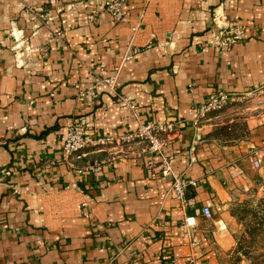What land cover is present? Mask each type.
I'll list each match as a JSON object with an SVG mask.
<instances>
[{
  "label": "crops",
  "instance_id": "obj_1",
  "mask_svg": "<svg viewBox=\"0 0 264 264\" xmlns=\"http://www.w3.org/2000/svg\"><path fill=\"white\" fill-rule=\"evenodd\" d=\"M104 1L0 0V264L244 263L233 206L264 148V97L246 96L264 86V0H127L120 21ZM218 14L245 38L221 44ZM218 89L239 98L192 127ZM160 121L173 174L195 181L184 202L156 155L61 152L73 122L119 137Z\"/></svg>",
  "mask_w": 264,
  "mask_h": 264
},
{
  "label": "built area",
  "instance_id": "obj_2",
  "mask_svg": "<svg viewBox=\"0 0 264 264\" xmlns=\"http://www.w3.org/2000/svg\"><path fill=\"white\" fill-rule=\"evenodd\" d=\"M50 1L53 3V0ZM126 4L127 0H105L104 8L111 14L114 21H120L123 18V12ZM214 25L218 29V33L224 36L223 41L221 42L223 45H230L245 38L244 24L235 22V20H229L225 15L218 14L214 18ZM57 35H61L59 30L57 31ZM104 81L107 87L114 91L115 77L107 78ZM259 93H264V86L247 91L246 96H252ZM116 96L118 103L122 104L126 108H129L131 111H135L136 106L133 102L129 101L128 97L120 95ZM238 98V95L231 94L225 90H215L207 96L204 102L200 103L198 106L190 108L189 113L193 115V118L190 121L191 126L197 127L206 115L213 111L220 110L222 107ZM242 98H244L243 95ZM180 124L184 126L182 121ZM175 129L176 127L174 122H145L138 125L135 131L127 133L123 136L93 137L86 133L80 123L73 122L66 129L65 135L62 139L61 152L65 156L77 154L79 157L80 151L86 149L87 147L111 145L119 148L117 152L122 157L132 156L139 158L145 153L156 155L160 158L162 171L164 173L172 174V187L176 198L184 202L186 189L189 186H194L195 181L173 174L170 159L164 149L167 144L168 136H170ZM257 164L258 162L255 161V165ZM200 213L206 219H209L212 216V212L208 206H203L200 209ZM181 226L185 236L191 237L194 228L196 227L195 215H186L181 223Z\"/></svg>",
  "mask_w": 264,
  "mask_h": 264
},
{
  "label": "rangeland",
  "instance_id": "obj_3",
  "mask_svg": "<svg viewBox=\"0 0 264 264\" xmlns=\"http://www.w3.org/2000/svg\"><path fill=\"white\" fill-rule=\"evenodd\" d=\"M255 97H264V93L254 94L251 99ZM257 162L237 185L239 195L233 206L240 224L234 257L244 262L241 264H264V148Z\"/></svg>",
  "mask_w": 264,
  "mask_h": 264
}]
</instances>
